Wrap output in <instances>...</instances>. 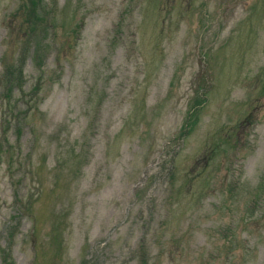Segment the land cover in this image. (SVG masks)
Instances as JSON below:
<instances>
[{"label":"rangeland","instance_id":"rangeland-1","mask_svg":"<svg viewBox=\"0 0 264 264\" xmlns=\"http://www.w3.org/2000/svg\"><path fill=\"white\" fill-rule=\"evenodd\" d=\"M35 8L0 0V264H264V0Z\"/></svg>","mask_w":264,"mask_h":264},{"label":"trees","instance_id":"trees-1","mask_svg":"<svg viewBox=\"0 0 264 264\" xmlns=\"http://www.w3.org/2000/svg\"><path fill=\"white\" fill-rule=\"evenodd\" d=\"M28 2L30 5H32L33 10H35L36 9L35 6H36L38 0H28ZM4 63H5L4 64V70H5L6 76L3 79V81H5L7 88H9V90H10L13 86H15L18 83V81L21 77V74H22V72H21L22 67L20 66V64L15 66L11 63H7L6 61ZM16 67H18V74L15 77H13L12 76L13 68H16ZM2 261L4 264H11L8 261V259L5 257H3Z\"/></svg>","mask_w":264,"mask_h":264}]
</instances>
